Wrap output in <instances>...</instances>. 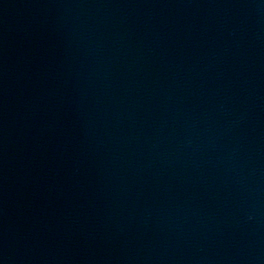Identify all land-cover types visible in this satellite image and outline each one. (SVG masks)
<instances>
[{
	"label": "water",
	"instance_id": "95a60500",
	"mask_svg": "<svg viewBox=\"0 0 264 264\" xmlns=\"http://www.w3.org/2000/svg\"><path fill=\"white\" fill-rule=\"evenodd\" d=\"M0 264H264V0H0Z\"/></svg>",
	"mask_w": 264,
	"mask_h": 264
}]
</instances>
